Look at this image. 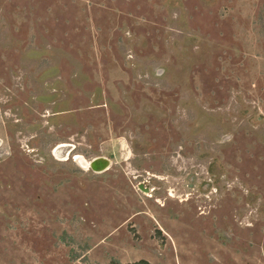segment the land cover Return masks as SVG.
<instances>
[{
	"label": "rangeland",
	"instance_id": "1",
	"mask_svg": "<svg viewBox=\"0 0 264 264\" xmlns=\"http://www.w3.org/2000/svg\"><path fill=\"white\" fill-rule=\"evenodd\" d=\"M112 260L264 264V0H0V264Z\"/></svg>",
	"mask_w": 264,
	"mask_h": 264
},
{
	"label": "bare ground",
	"instance_id": "2",
	"mask_svg": "<svg viewBox=\"0 0 264 264\" xmlns=\"http://www.w3.org/2000/svg\"><path fill=\"white\" fill-rule=\"evenodd\" d=\"M107 160L106 158H98V159H95V163H94V168H93V163L92 162H87L85 161L83 158H78L77 157V162L79 164H81V166L84 168V169H88V170H92L96 173H103L105 172L107 169H109V167L107 166L105 169H104V166L106 165V163L104 164V161ZM94 169V170H93Z\"/></svg>",
	"mask_w": 264,
	"mask_h": 264
},
{
	"label": "trees",
	"instance_id": "3",
	"mask_svg": "<svg viewBox=\"0 0 264 264\" xmlns=\"http://www.w3.org/2000/svg\"><path fill=\"white\" fill-rule=\"evenodd\" d=\"M109 264H123V263L118 260H112ZM128 264H151V263L147 260H140L138 262L128 263Z\"/></svg>",
	"mask_w": 264,
	"mask_h": 264
},
{
	"label": "water",
	"instance_id": "4",
	"mask_svg": "<svg viewBox=\"0 0 264 264\" xmlns=\"http://www.w3.org/2000/svg\"><path fill=\"white\" fill-rule=\"evenodd\" d=\"M96 161L95 160H93L92 161V163H93V168H94V163H95ZM106 163V165L104 166V169L108 166L109 168H110V166H111V161H109L108 159L107 160H105L104 161V164ZM94 170V169H93ZM109 169H107L106 171H108ZM95 171V170H94ZM105 171V172H106Z\"/></svg>",
	"mask_w": 264,
	"mask_h": 264
}]
</instances>
